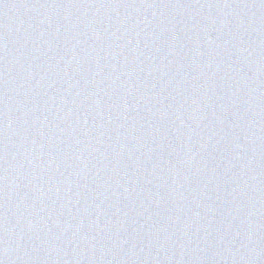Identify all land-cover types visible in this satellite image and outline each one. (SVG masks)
Masks as SVG:
<instances>
[{
	"label": "water",
	"instance_id": "95a60500",
	"mask_svg": "<svg viewBox=\"0 0 264 264\" xmlns=\"http://www.w3.org/2000/svg\"><path fill=\"white\" fill-rule=\"evenodd\" d=\"M0 264H264V0H105L0 162Z\"/></svg>",
	"mask_w": 264,
	"mask_h": 264
}]
</instances>
